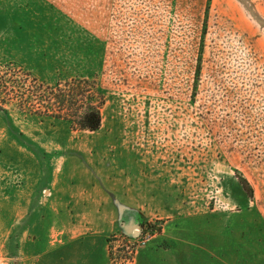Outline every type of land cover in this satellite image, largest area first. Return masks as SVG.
<instances>
[{
	"label": "rangeland",
	"instance_id": "374dc122",
	"mask_svg": "<svg viewBox=\"0 0 264 264\" xmlns=\"http://www.w3.org/2000/svg\"><path fill=\"white\" fill-rule=\"evenodd\" d=\"M27 72L51 86L95 77L100 129L40 121L34 98L18 110ZM0 108V264H36L39 243H59L48 190L73 182L80 162L107 166L115 145L177 179L160 218L122 223L155 222L157 236L177 220L193 243L221 232L239 257L264 242V0H0ZM204 210L219 211L179 220ZM126 228L111 238V264L133 263L117 251Z\"/></svg>",
	"mask_w": 264,
	"mask_h": 264
},
{
	"label": "crops",
	"instance_id": "0c3cea01",
	"mask_svg": "<svg viewBox=\"0 0 264 264\" xmlns=\"http://www.w3.org/2000/svg\"><path fill=\"white\" fill-rule=\"evenodd\" d=\"M105 152L110 153L107 166L97 161L77 162L73 182L60 183L56 191L53 187L48 190L46 200L52 204L49 214L59 218L62 239L54 246L48 241L39 243L36 264H109L108 239L121 225L128 232L134 228L130 221L122 223V217L138 214L146 221L160 218L163 203L172 200V185L177 179H164L157 158L147 163L144 155L142 161H135L131 155L135 151L121 145ZM217 211L204 210L179 220L203 218ZM179 230L177 220L164 221L162 232L136 250L133 264H264V242L246 243L241 247L246 256L239 257L221 240V232L218 242L211 244L206 240L189 242ZM227 247L230 262L226 260Z\"/></svg>",
	"mask_w": 264,
	"mask_h": 264
},
{
	"label": "trees",
	"instance_id": "16d2710c",
	"mask_svg": "<svg viewBox=\"0 0 264 264\" xmlns=\"http://www.w3.org/2000/svg\"><path fill=\"white\" fill-rule=\"evenodd\" d=\"M199 72L200 60L196 70V80H198ZM19 88L25 92H21L15 107L22 111L24 106L31 105L30 100L34 98L32 103L38 104L43 109L36 114L40 121L43 119L61 121L66 123L72 131L96 132L101 127V108L105 104V98L95 77L72 78L51 86L40 82L27 72L24 73V80L21 81ZM0 110L4 111L2 108ZM238 180L244 191L252 198L253 191L248 181L243 177H238ZM110 241L111 238L108 239V242ZM109 258L112 261L110 245Z\"/></svg>",
	"mask_w": 264,
	"mask_h": 264
},
{
	"label": "built area",
	"instance_id": "2783aa9c",
	"mask_svg": "<svg viewBox=\"0 0 264 264\" xmlns=\"http://www.w3.org/2000/svg\"><path fill=\"white\" fill-rule=\"evenodd\" d=\"M148 227H150V231L147 230V228L140 229V228L134 227L130 232L131 233L130 238L121 237L120 245L118 246V248L119 249L125 248L127 250L130 249V254L132 253V255H134L136 250L139 247L146 245L155 236V234H153V233L156 231H152V229L154 227H156L155 222L150 223ZM112 237L115 238L117 236L113 235L110 238H112ZM108 243L110 245V242H108ZM119 249L117 251H119ZM111 252H112V247H111ZM112 261H113V259H112ZM112 261H110V258H109V263H111ZM131 263L132 262H130V259H129L127 264H131Z\"/></svg>",
	"mask_w": 264,
	"mask_h": 264
},
{
	"label": "water",
	"instance_id": "95a60500",
	"mask_svg": "<svg viewBox=\"0 0 264 264\" xmlns=\"http://www.w3.org/2000/svg\"><path fill=\"white\" fill-rule=\"evenodd\" d=\"M133 226H134V227H137V225H136L135 223L133 224Z\"/></svg>",
	"mask_w": 264,
	"mask_h": 264
}]
</instances>
